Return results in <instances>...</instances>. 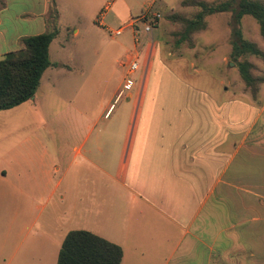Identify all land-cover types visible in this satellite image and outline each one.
<instances>
[{"label": "crops", "instance_id": "obj_1", "mask_svg": "<svg viewBox=\"0 0 264 264\" xmlns=\"http://www.w3.org/2000/svg\"><path fill=\"white\" fill-rule=\"evenodd\" d=\"M50 7L2 0L0 57L49 30ZM140 48L118 108L119 87L52 92L67 104L27 122L28 100L0 110V264H57L79 229L120 245L121 264H264V84L227 98L193 60L181 72Z\"/></svg>", "mask_w": 264, "mask_h": 264}, {"label": "rangeland", "instance_id": "obj_2", "mask_svg": "<svg viewBox=\"0 0 264 264\" xmlns=\"http://www.w3.org/2000/svg\"><path fill=\"white\" fill-rule=\"evenodd\" d=\"M183 1L51 0L49 16L57 14L58 17L55 23L48 22V29L57 25L59 34L52 43L50 56L52 62L61 60L64 65L56 66L54 63V66L47 68L35 96L21 106L28 108L23 114L24 121H30L26 113L35 107L42 108L45 113L42 116H46L47 108L51 107L52 115L67 104V99L52 92H68L72 97L70 100L78 101L80 98L76 96L79 92L106 90L110 93L117 87L123 88L132 61L130 54L139 56L140 47L149 41L164 47L162 51L169 55L168 59L177 61L172 64L181 72L184 58L186 64L189 62L187 60H193L216 89L218 82L226 79L227 98L236 96L256 101L232 60L233 12L208 14L204 19V28L183 37L187 25L182 18L193 19L202 10L197 5H184ZM201 1L214 6L228 0ZM149 4V10L142 13ZM155 13L161 15L157 20H153ZM149 20L153 25L150 33L145 29ZM120 27H124L123 33L113 34V30ZM241 27L244 37L264 50V37L252 15L242 18ZM76 30H79L78 34ZM134 42L138 47L134 48ZM114 46L117 50L113 49ZM243 59L254 63L255 75L264 77V61L260 57L247 54ZM137 70L131 77L134 80L140 74V70ZM262 84L264 82L259 84V89ZM262 89L264 92V86ZM125 100L126 96L114 106L118 108ZM111 119L104 122H110Z\"/></svg>", "mask_w": 264, "mask_h": 264}, {"label": "trees", "instance_id": "obj_3", "mask_svg": "<svg viewBox=\"0 0 264 264\" xmlns=\"http://www.w3.org/2000/svg\"><path fill=\"white\" fill-rule=\"evenodd\" d=\"M183 4L202 8L193 19L182 18L187 25L183 37L204 28V19L208 14L233 12L232 60L237 64L247 88L256 96L264 77L255 75L254 63L243 58L252 54L264 61V50L244 37L241 21L245 15H252L264 37V0H228L214 6L201 0H184ZM57 17V14L50 15L49 21L55 23ZM58 34L59 28L53 25L52 29L43 33L25 36L20 49L0 57V110L13 108L35 96L45 70L54 64L49 49ZM122 259L123 249L120 245L91 231L79 229L71 230L66 235L57 264H121Z\"/></svg>", "mask_w": 264, "mask_h": 264}, {"label": "built area", "instance_id": "obj_4", "mask_svg": "<svg viewBox=\"0 0 264 264\" xmlns=\"http://www.w3.org/2000/svg\"><path fill=\"white\" fill-rule=\"evenodd\" d=\"M160 13H155L154 16H153V20H157L160 18ZM151 20H149V22H147L146 24V31L148 33H150L152 31V28H153V25H151ZM113 34L115 35H120L123 33L124 31V27H120L116 30H113ZM130 57L132 59L130 65H129V69H128V76L125 80V83H124V87L123 88H120L119 92H118V99L121 98V97H124L126 92L134 85L135 83V80L132 79L133 78V75L134 73L136 72V70L139 68V56L138 55H131L130 54ZM132 77V78H131Z\"/></svg>", "mask_w": 264, "mask_h": 264}]
</instances>
